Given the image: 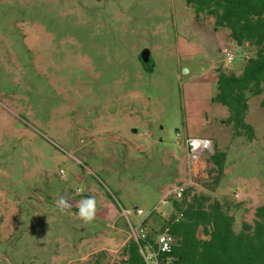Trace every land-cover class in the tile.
<instances>
[{
    "label": "rangeland",
    "instance_id": "rangeland-1",
    "mask_svg": "<svg viewBox=\"0 0 264 264\" xmlns=\"http://www.w3.org/2000/svg\"><path fill=\"white\" fill-rule=\"evenodd\" d=\"M224 31L186 0H0V264H119L132 229L162 231L173 212L163 197L182 184L227 205L235 233L252 224L264 94H246L253 139L233 136L212 101L216 74H240L256 49L223 47ZM189 136L214 145L195 164ZM88 198L90 222L79 215Z\"/></svg>",
    "mask_w": 264,
    "mask_h": 264
},
{
    "label": "trees",
    "instance_id": "trees-1",
    "mask_svg": "<svg viewBox=\"0 0 264 264\" xmlns=\"http://www.w3.org/2000/svg\"><path fill=\"white\" fill-rule=\"evenodd\" d=\"M186 3L192 7L195 18L202 13L211 16L214 29H226L237 46L246 44L256 49L240 74L217 71L212 98L226 107L228 116L224 124L232 127V135L252 140L253 128L245 122L246 94H264V0H186ZM260 106L264 107V96ZM224 158L225 153L217 151L209 157L217 175L223 172ZM170 202L173 212L160 231L175 237L172 250L163 256L169 259L168 264H264V205L255 208L252 224L242 222L240 231L235 233L234 216L227 212V205L208 195L192 194L186 187L182 198ZM179 213L182 216L174 221ZM146 244L155 247L150 234L144 239L130 238L121 249L119 264H145L140 249Z\"/></svg>",
    "mask_w": 264,
    "mask_h": 264
},
{
    "label": "built area",
    "instance_id": "built-area-1",
    "mask_svg": "<svg viewBox=\"0 0 264 264\" xmlns=\"http://www.w3.org/2000/svg\"><path fill=\"white\" fill-rule=\"evenodd\" d=\"M221 55L223 60L226 63H229L234 58V53L228 49L224 48L221 51ZM185 147H186V154L187 158L190 163L195 164L201 155L206 152L212 150V141L207 137H186L185 138ZM185 185H176L171 190H169L166 195L163 197V203L167 201L170 202V199H180L182 198V193L185 189ZM236 197L237 194L235 195ZM136 214L141 215V210H136ZM182 214H176L174 221H178ZM131 234L134 239L140 237L142 239L145 238V234L142 229L140 231H131ZM175 244V237L167 232H159L156 234L154 239L153 247L151 244H146L143 248L140 249V253L143 257L145 264H168L169 259L163 258L165 254H168L171 250L173 245Z\"/></svg>",
    "mask_w": 264,
    "mask_h": 264
},
{
    "label": "clouds",
    "instance_id": "clouds-1",
    "mask_svg": "<svg viewBox=\"0 0 264 264\" xmlns=\"http://www.w3.org/2000/svg\"><path fill=\"white\" fill-rule=\"evenodd\" d=\"M95 213V201L92 198H88L80 205V217L86 222H90L94 218Z\"/></svg>",
    "mask_w": 264,
    "mask_h": 264
},
{
    "label": "water",
    "instance_id": "water-1",
    "mask_svg": "<svg viewBox=\"0 0 264 264\" xmlns=\"http://www.w3.org/2000/svg\"><path fill=\"white\" fill-rule=\"evenodd\" d=\"M140 61L142 65H148L149 67L152 66L151 59H150V52L148 49H143L139 55ZM133 132H135V129H133Z\"/></svg>",
    "mask_w": 264,
    "mask_h": 264
},
{
    "label": "crops",
    "instance_id": "crops-1",
    "mask_svg": "<svg viewBox=\"0 0 264 264\" xmlns=\"http://www.w3.org/2000/svg\"><path fill=\"white\" fill-rule=\"evenodd\" d=\"M224 32H225L224 34H225L226 39H227L226 42H227V43H228L229 41L232 42V40H231L230 37H229V33H228V31L226 30V31H224ZM230 42H229V43H230ZM229 43H228V44H224L223 47H225L226 45H229ZM223 47H222V49H223ZM222 49H221V51H222ZM219 55H220V54H219ZM221 60H222V58H221ZM216 63H217V62H216ZM218 67H221V65L218 64ZM212 147L214 148V145H213Z\"/></svg>",
    "mask_w": 264,
    "mask_h": 264
}]
</instances>
